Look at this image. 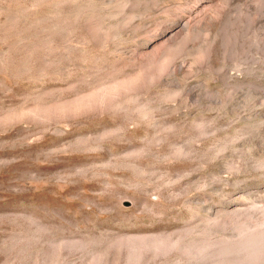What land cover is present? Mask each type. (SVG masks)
<instances>
[{"label":"rangeland","instance_id":"374dc122","mask_svg":"<svg viewBox=\"0 0 264 264\" xmlns=\"http://www.w3.org/2000/svg\"><path fill=\"white\" fill-rule=\"evenodd\" d=\"M226 263L264 264V0H0V264Z\"/></svg>","mask_w":264,"mask_h":264},{"label":"bare ground","instance_id":"6f19581e","mask_svg":"<svg viewBox=\"0 0 264 264\" xmlns=\"http://www.w3.org/2000/svg\"><path fill=\"white\" fill-rule=\"evenodd\" d=\"M260 8V7H259ZM183 26V25H182ZM227 264V263H226Z\"/></svg>","mask_w":264,"mask_h":264}]
</instances>
